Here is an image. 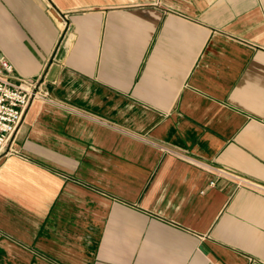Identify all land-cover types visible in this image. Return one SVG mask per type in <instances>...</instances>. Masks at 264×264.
<instances>
[{
  "label": "crops",
  "instance_id": "1",
  "mask_svg": "<svg viewBox=\"0 0 264 264\" xmlns=\"http://www.w3.org/2000/svg\"><path fill=\"white\" fill-rule=\"evenodd\" d=\"M0 52L54 99L0 155V264H264V0H0Z\"/></svg>",
  "mask_w": 264,
  "mask_h": 264
},
{
  "label": "built area",
  "instance_id": "2",
  "mask_svg": "<svg viewBox=\"0 0 264 264\" xmlns=\"http://www.w3.org/2000/svg\"><path fill=\"white\" fill-rule=\"evenodd\" d=\"M36 101L53 102L43 80L17 78L13 65L0 52V155L10 146L13 136ZM211 181V185H214Z\"/></svg>",
  "mask_w": 264,
  "mask_h": 264
}]
</instances>
